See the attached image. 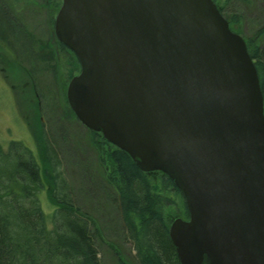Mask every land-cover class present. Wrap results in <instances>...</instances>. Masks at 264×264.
Returning a JSON list of instances; mask_svg holds the SVG:
<instances>
[{
    "label": "water",
    "instance_id": "1",
    "mask_svg": "<svg viewBox=\"0 0 264 264\" xmlns=\"http://www.w3.org/2000/svg\"><path fill=\"white\" fill-rule=\"evenodd\" d=\"M54 33L80 64L76 118L181 191L179 264H264L263 97L215 3L62 0Z\"/></svg>",
    "mask_w": 264,
    "mask_h": 264
},
{
    "label": "rangeland",
    "instance_id": "2",
    "mask_svg": "<svg viewBox=\"0 0 264 264\" xmlns=\"http://www.w3.org/2000/svg\"><path fill=\"white\" fill-rule=\"evenodd\" d=\"M213 1L240 37H252L264 51V0ZM61 2L0 0V150L24 160L22 150L37 153L36 141L45 137L57 156L61 183L56 194L71 200L101 231V239L95 238L100 264H119V257L136 264L115 191L104 178L88 129L67 102V86L80 73V64L54 34ZM166 216L169 224L178 218L172 209Z\"/></svg>",
    "mask_w": 264,
    "mask_h": 264
},
{
    "label": "trees",
    "instance_id": "3",
    "mask_svg": "<svg viewBox=\"0 0 264 264\" xmlns=\"http://www.w3.org/2000/svg\"><path fill=\"white\" fill-rule=\"evenodd\" d=\"M225 19L230 29L240 34L233 21ZM251 38L245 42L254 60L264 106V51ZM88 133L104 178L115 191L136 264H179L166 213L172 209L178 217L188 219L181 191L164 173L141 171L127 153L100 133ZM36 145L37 153L24 149L25 160H13L0 150V264H100L85 214L71 200L56 194L61 182L51 144L42 137ZM118 262L127 264L122 259Z\"/></svg>",
    "mask_w": 264,
    "mask_h": 264
},
{
    "label": "bare ground",
    "instance_id": "4",
    "mask_svg": "<svg viewBox=\"0 0 264 264\" xmlns=\"http://www.w3.org/2000/svg\"><path fill=\"white\" fill-rule=\"evenodd\" d=\"M11 146H13V145H11ZM14 147H17V145H15ZM11 148H12V147H11ZM19 148H20V147H17V148H15V150H19ZM22 151H23V154H24V156H25V158H24V160H25V159H27V155L24 153L25 150H22ZM58 179H60V178H58ZM29 206H30V202H27L26 208H28ZM88 224H89V226H90L91 234L94 236V238H99V239H101V231H100V229H99L97 223H96L95 221H93L92 219H88ZM122 225H123V224H122ZM123 229H124V232H125V235H126L127 239L129 240V242H130V244H131V246L133 247V250H134V246H133L131 240L129 239V236H128L127 231H126V229H125L124 226H123ZM134 252H135V250H134ZM98 259H99V258H98ZM119 259H121V258L119 257ZM118 261H119V260H118Z\"/></svg>",
    "mask_w": 264,
    "mask_h": 264
}]
</instances>
